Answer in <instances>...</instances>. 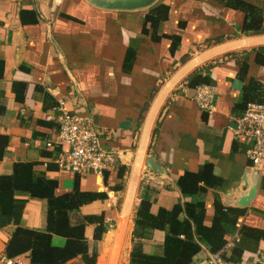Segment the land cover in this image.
Listing matches in <instances>:
<instances>
[{"label":"crops","instance_id":"1","mask_svg":"<svg viewBox=\"0 0 264 264\" xmlns=\"http://www.w3.org/2000/svg\"><path fill=\"white\" fill-rule=\"evenodd\" d=\"M242 1L264 12V0ZM158 2L170 8L160 32L181 36L174 55L170 40L153 42L143 35L148 9L108 11L86 0H0V63L4 65L0 135L9 139L0 161V178L11 175L16 163L33 162L38 174L57 182V195L72 192L77 181L82 192L105 194L106 200L71 213L74 225L84 217L104 216L107 233L102 241L94 239L95 225L85 230L90 253H97L96 264H130L136 243H142L147 254H162L165 231L134 236L136 209L147 197L154 214L179 201H192L177 186L186 171L198 172L208 166L221 182L204 199L208 225L214 217L216 196L226 207L239 208L235 203L246 184L255 180L247 157L250 143L237 132L236 122L244 114L237 108L244 86L251 79L264 84V64L256 62L258 50L264 48V32L243 35L245 13L215 0ZM129 50L135 56L128 71ZM244 62L249 67L242 80L239 72ZM197 71L210 79L201 85L215 89L212 114L201 111L193 100L196 88L189 85V78ZM235 81L241 82L238 88ZM15 84L26 85L25 90L17 89L18 94L24 92L23 101L17 99ZM57 103L89 118L100 133H108L111 139L101 135L102 143L118 154L119 161L107 171V179L105 175L59 171L52 163L60 150L46 148L57 131L45 117ZM148 158L155 159L164 174L149 169ZM120 166L127 169L124 188L115 191L121 183ZM263 184L264 177H260L256 197L249 207L241 208L247 209L241 223L264 228ZM19 198L28 200L20 225L45 231L47 202L27 195ZM15 229L10 225L0 231V250L5 251ZM54 243L61 246L65 240L56 236ZM212 256L203 246L192 264H215ZM70 263L84 264L80 257ZM258 263L264 264V242L259 252H246L240 264Z\"/></svg>","mask_w":264,"mask_h":264},{"label":"trees","instance_id":"2","mask_svg":"<svg viewBox=\"0 0 264 264\" xmlns=\"http://www.w3.org/2000/svg\"><path fill=\"white\" fill-rule=\"evenodd\" d=\"M215 1L245 13L246 18L241 27L243 35L263 34V9L242 0ZM169 13V6L160 2L149 8L142 23V33L149 36L153 42L170 40V52L174 55L181 43V36L160 32L162 24L169 19ZM30 14L35 17L34 12ZM128 56L130 58L129 60L127 58L125 68L129 71L133 67L135 52L129 50ZM256 62L264 64V48L258 50ZM248 67L247 62L241 65L239 77L242 80L247 76ZM3 75L4 65L0 63V78ZM206 83H210V79L200 71L189 78V85L194 88ZM19 87L25 90L26 85L15 84L17 99L23 101L24 92L18 94ZM250 103H264V84L253 79L244 86L243 99L237 108L245 112ZM147 108L141 114V120ZM8 144V137L0 135V161L5 157ZM35 166L33 162L16 163L11 175L0 178V231L10 225L16 226L5 252L10 257L27 255L30 264H69L79 257L84 264H96L97 253H90L85 230L88 225H95L94 239L102 241L107 233L104 216L84 217L82 222L74 225L71 221V213L86 204L106 200L107 196L103 193L82 192L78 181L72 192L57 195V182L38 174ZM126 171L125 167H118L117 176L121 183L114 187L115 191L123 190V177ZM105 176L107 179L108 172ZM220 183L213 175L211 167L205 166L198 172L186 171L177 181L183 197L192 198V201L184 203L179 201L173 208H160L154 214L152 200L148 197L142 199L135 213L134 236L144 238L147 231L155 230L165 231L166 236L160 255L147 254L143 244L136 243L130 254V264H192L203 246L207 247L212 255L220 253L226 264H240L246 252H259L260 245L264 242V228L241 223L247 209L226 207L216 196L212 223L210 225L206 223L205 196L209 189L218 187ZM22 195L47 202L45 231L24 228L20 225L28 201L19 198ZM236 234L239 236V241H234L233 246L226 249V245ZM56 236L63 238L65 243L57 246L54 243Z\"/></svg>","mask_w":264,"mask_h":264},{"label":"built area","instance_id":"3","mask_svg":"<svg viewBox=\"0 0 264 264\" xmlns=\"http://www.w3.org/2000/svg\"><path fill=\"white\" fill-rule=\"evenodd\" d=\"M215 94L212 85H199L195 89L193 100L201 111L212 114L215 111ZM45 120L56 126L57 136L54 141L47 142L46 148L60 150L52 162L59 171H68L79 176L94 174L102 177L106 171L118 165V154L105 148L102 143L101 135L106 140L111 139L108 133L106 131L100 133L89 118L70 113L64 107V103H57L47 113ZM236 123L237 132L250 143L247 157L252 168L263 178L264 103H250ZM234 241H239L238 234L232 237L226 249H230ZM212 259L215 264H226L220 253L213 255ZM0 264H30V260L27 255L10 257L4 250H0Z\"/></svg>","mask_w":264,"mask_h":264},{"label":"water","instance_id":"4","mask_svg":"<svg viewBox=\"0 0 264 264\" xmlns=\"http://www.w3.org/2000/svg\"><path fill=\"white\" fill-rule=\"evenodd\" d=\"M93 6L108 10V11H140L147 10L153 7L159 0H86ZM241 82L235 81L234 86L239 87ZM146 166L158 174H164V170L153 158H148ZM254 181L252 185L246 184V191L242 194L241 198L235 203L239 208H247L257 195L260 185V174L256 169H253Z\"/></svg>","mask_w":264,"mask_h":264},{"label":"bare ground","instance_id":"5","mask_svg":"<svg viewBox=\"0 0 264 264\" xmlns=\"http://www.w3.org/2000/svg\"><path fill=\"white\" fill-rule=\"evenodd\" d=\"M134 184V183H133ZM127 202V201H126Z\"/></svg>","mask_w":264,"mask_h":264}]
</instances>
